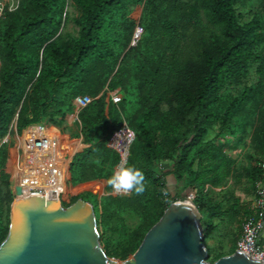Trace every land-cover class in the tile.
<instances>
[{
	"label": "trees",
	"instance_id": "1",
	"mask_svg": "<svg viewBox=\"0 0 264 264\" xmlns=\"http://www.w3.org/2000/svg\"><path fill=\"white\" fill-rule=\"evenodd\" d=\"M248 1L20 0L0 21V139L15 121L24 134L46 119L65 120L77 97L95 98L79 117L73 115L84 140L68 178L75 190L84 189L73 202L92 203L97 224L121 235L114 253L106 242L108 256L130 258L165 210L190 193L205 239L225 220L242 224L250 214L251 201L218 198L215 190L228 186L229 194L246 176L253 196L264 181V0L241 22L236 6ZM70 5L79 10L76 35L64 32ZM253 65L256 81L228 91ZM124 123L135 132L126 160L114 150ZM215 127L218 132L207 139ZM34 135L47 138L48 152L56 149L44 182L60 191L66 164L59 160L57 136L45 123L23 138L33 143ZM228 136L247 137L253 153L235 160L225 150ZM6 146L0 148V245L9 233L12 186L19 181L11 167L14 151ZM124 161L141 171L142 193L118 196L107 183ZM169 175L180 189L176 195ZM127 213L140 219L131 232ZM208 250L211 263L224 256Z\"/></svg>",
	"mask_w": 264,
	"mask_h": 264
},
{
	"label": "water",
	"instance_id": "2",
	"mask_svg": "<svg viewBox=\"0 0 264 264\" xmlns=\"http://www.w3.org/2000/svg\"><path fill=\"white\" fill-rule=\"evenodd\" d=\"M16 194L0 264H264L239 250L211 263L202 214L194 203L173 202L137 251L116 261L102 248L92 203L80 198L64 206L60 196L22 195L20 188Z\"/></svg>",
	"mask_w": 264,
	"mask_h": 264
},
{
	"label": "rangeland",
	"instance_id": "3",
	"mask_svg": "<svg viewBox=\"0 0 264 264\" xmlns=\"http://www.w3.org/2000/svg\"><path fill=\"white\" fill-rule=\"evenodd\" d=\"M72 4V3H71ZM259 3L258 0H249L245 5H237V13L240 15V21L241 22H247L252 18L253 12L258 8ZM70 18L71 20L67 24L64 32H70L74 35L77 34V26H75V23L73 22V18H76L79 16V10L73 6L70 5L68 7ZM138 29V28H137ZM141 29V28H140ZM142 34V30L140 31V35ZM139 35V37H140ZM138 37V38H139ZM255 67L256 65H253V67L250 70V74L247 78H245L240 84L230 86L228 88V91L237 92L238 90H241L245 85L252 84L256 81V74H255ZM114 93H112L113 95ZM72 114H69L65 120H61L60 118H57L54 122H51L50 120L46 119L41 124L36 125H30L28 126L29 129H35L39 125L46 124L50 130L54 131V133L57 136L58 142L60 143V152H59V160L62 161V163L66 164V170L67 167L70 165L71 157L73 156L77 144L81 141V126L80 123L77 120L76 116H72ZM72 117V119H71ZM70 120L75 122L74 124L70 123ZM27 127V128H28ZM26 129V128H25ZM24 129V130H25ZM30 133L33 132V130ZM23 130V131H24ZM218 132V128H213L209 135H207V139L213 138L216 133ZM28 132H25L24 134H21L17 128L16 121L14 122V126L12 128V131L10 134L7 135L5 139H0V148L3 145V143L6 142L7 149L12 153L14 151V157L12 159L11 167L12 171L13 168L16 170V175L20 181H23L24 186H19L17 184L16 189L20 188L22 191V195L24 194H44V195H55L59 194L60 198L63 202H65L66 205L69 206L73 204L74 197L78 196L79 194L83 193L84 189L75 190L74 187L70 184L69 178H68V172L65 176V181L60 186V191L56 190L55 187L57 186H51L49 184H45L44 178L46 175V162L49 160V157L53 156L55 154L56 149L53 150V152L49 151L45 148V144H47V138L42 137L39 135L33 136V143H29L28 138H23L29 136L27 134ZM19 135L22 136V138H19ZM83 136V135H82ZM84 138L82 139L83 143ZM226 141L228 142V146L226 147V152L233 157L235 160H244L245 156H247L250 153H253V149L251 147L250 140L246 137L243 141L239 140V136L235 138H231L228 136L226 138ZM49 144V142H48ZM82 147V146H81ZM79 150V149H78ZM121 168H126L125 163H120L119 165L115 166V170H119ZM264 169V164L263 167ZM65 170V171H66ZM13 175V172H12ZM12 177V176H11ZM12 182V181H11ZM264 182V181H263ZM13 185V184H12ZM19 186V187H18ZM174 185H169L173 195H176L180 193V189ZM13 194L15 197L16 189H14V186H12ZM225 191H221V189H215L216 194L218 198L223 197L226 195V198H229V201H231L233 198V195H239L244 198L245 202H249L252 198V186L246 176H244L243 181L234 189L231 188L232 191L228 194V186L226 187ZM214 190V191H215ZM103 194H106L105 192H102L101 196ZM114 194L122 197H129L131 196L132 192H124V191H116ZM177 201H184L179 198ZM230 222V221H229ZM124 223L126 225V229L128 232H131L140 225V219L131 214L127 213L124 215ZM234 225V228H232V234H238L240 222L233 221L231 223ZM242 226V225H241ZM99 231H100V242L102 245V248L105 251V244L107 241L111 242V248L110 251L114 253L116 251L117 247V241L121 239V235L118 232H113L112 230H105L102 224L98 225ZM102 237V240H101ZM222 248L221 251L228 252L227 247L224 246V244L220 247ZM106 252V251H105ZM110 257V256H109ZM116 261H120L121 259L110 257Z\"/></svg>",
	"mask_w": 264,
	"mask_h": 264
},
{
	"label": "built area",
	"instance_id": "4",
	"mask_svg": "<svg viewBox=\"0 0 264 264\" xmlns=\"http://www.w3.org/2000/svg\"><path fill=\"white\" fill-rule=\"evenodd\" d=\"M20 0H0V21L7 13L15 12L19 8ZM1 67V59H0ZM95 98L80 96L74 100L73 115L79 114ZM80 121V120H79ZM78 121V122H79ZM135 139V132L126 124L120 130L114 150L126 160L130 155V148ZM122 163H125L122 162ZM264 182L256 185L254 195L251 198V212L244 219L241 226V236L237 241V250L243 252L250 258L264 263V246L260 243L264 231ZM194 193H190L184 201L194 203Z\"/></svg>",
	"mask_w": 264,
	"mask_h": 264
},
{
	"label": "crops",
	"instance_id": "5",
	"mask_svg": "<svg viewBox=\"0 0 264 264\" xmlns=\"http://www.w3.org/2000/svg\"><path fill=\"white\" fill-rule=\"evenodd\" d=\"M71 119H72V117H71ZM70 123L74 124L75 122L70 120ZM82 139H83V137L81 134V141H82ZM80 149H81V147L79 148V150ZM79 150H77V151H79ZM67 172H68V170L66 171V174H67ZM167 184L168 185L176 184V179L173 175H169L167 177ZM216 223H217V221H216ZM241 225L242 224H240L238 234L233 235L232 234L233 233L232 228H234V225H232L231 222H229L228 220H225V222L221 223L220 226H218V229L213 231L205 239V244L211 250L213 256H215L219 253H224V256L230 255L231 250L233 248L237 247V241H238L239 237L241 236ZM260 243L264 246V231H263V234L261 236ZM223 244H224V246L227 247L228 252H223V251L220 252V250H222V248H220V247ZM236 250H237V248H236Z\"/></svg>",
	"mask_w": 264,
	"mask_h": 264
},
{
	"label": "clouds",
	"instance_id": "6",
	"mask_svg": "<svg viewBox=\"0 0 264 264\" xmlns=\"http://www.w3.org/2000/svg\"><path fill=\"white\" fill-rule=\"evenodd\" d=\"M144 177L135 168H121L113 172L107 183L116 191H134L139 194L144 191Z\"/></svg>",
	"mask_w": 264,
	"mask_h": 264
},
{
	"label": "bare ground",
	"instance_id": "7",
	"mask_svg": "<svg viewBox=\"0 0 264 264\" xmlns=\"http://www.w3.org/2000/svg\"><path fill=\"white\" fill-rule=\"evenodd\" d=\"M28 135L30 134V132H28L27 133ZM19 138L21 139L22 137L19 135ZM19 183V181L16 183V185H15V187H14V189H16V186H17V184ZM19 186H24V183H23V181H20V183L18 184ZM18 186V187H19ZM42 195H44V194H42ZM55 195H57V196H59V194H55Z\"/></svg>",
	"mask_w": 264,
	"mask_h": 264
}]
</instances>
